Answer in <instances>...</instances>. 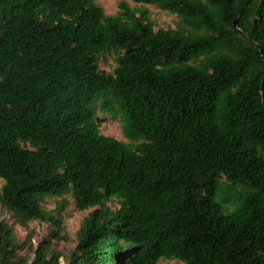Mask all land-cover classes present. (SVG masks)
<instances>
[{
    "label": "trees",
    "instance_id": "1",
    "mask_svg": "<svg viewBox=\"0 0 264 264\" xmlns=\"http://www.w3.org/2000/svg\"><path fill=\"white\" fill-rule=\"evenodd\" d=\"M132 1L180 23L0 0V264H264V0ZM66 196L92 209L67 255L43 207ZM34 220L56 226L38 245Z\"/></svg>",
    "mask_w": 264,
    "mask_h": 264
},
{
    "label": "rangeland",
    "instance_id": "2",
    "mask_svg": "<svg viewBox=\"0 0 264 264\" xmlns=\"http://www.w3.org/2000/svg\"><path fill=\"white\" fill-rule=\"evenodd\" d=\"M99 5H101L108 15H116L120 12V3L122 1H126L130 7L139 8V9H147L149 12L150 19L154 23L155 29L160 28H176L180 23V17L167 10H163L156 5L152 4H141L135 3L132 0H96ZM100 68L103 70L111 71L115 62L113 60L112 55H106V57H102L99 59ZM99 124L101 127V131L106 134L113 136L119 140L129 143L130 140L125 137L122 130V123L120 118L113 117H105L99 120ZM2 180L0 179V185L2 184ZM223 186L229 184L226 179H223ZM239 189V188H238ZM226 190V187L225 189ZM68 199V205L66 208L59 213L57 210L58 204L63 201L60 197H47L43 202V207L51 211L53 215L57 216L61 220V224L64 229L60 230L61 234L66 235V239L53 240L54 247L65 253L66 255L70 253L72 249L76 246V233L81 226L82 221L90 214L92 209L88 210H79L76 208L75 202L71 196H66ZM0 209L1 205H0ZM3 217H9V214L6 212L2 214ZM16 232L18 237L21 240H25L29 234H32L33 239L32 242L34 245H38V243L44 239L46 235L50 233L51 230L56 229V226L51 224L50 222H43L40 220H34L30 222V230H26L23 227L15 224ZM33 255V254H32ZM62 264H65V260L62 258ZM158 264H185L180 260H168L161 259Z\"/></svg>",
    "mask_w": 264,
    "mask_h": 264
},
{
    "label": "water",
    "instance_id": "3",
    "mask_svg": "<svg viewBox=\"0 0 264 264\" xmlns=\"http://www.w3.org/2000/svg\"><path fill=\"white\" fill-rule=\"evenodd\" d=\"M235 25H237V20H235Z\"/></svg>",
    "mask_w": 264,
    "mask_h": 264
}]
</instances>
